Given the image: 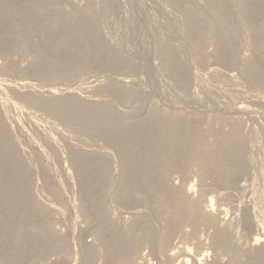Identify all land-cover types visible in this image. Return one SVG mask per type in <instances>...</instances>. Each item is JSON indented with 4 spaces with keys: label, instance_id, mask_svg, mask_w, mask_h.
I'll use <instances>...</instances> for the list:
<instances>
[{
    "label": "rangeland",
    "instance_id": "obj_1",
    "mask_svg": "<svg viewBox=\"0 0 264 264\" xmlns=\"http://www.w3.org/2000/svg\"><path fill=\"white\" fill-rule=\"evenodd\" d=\"M263 259L264 0H0V264Z\"/></svg>",
    "mask_w": 264,
    "mask_h": 264
},
{
    "label": "bare ground",
    "instance_id": "obj_2",
    "mask_svg": "<svg viewBox=\"0 0 264 264\" xmlns=\"http://www.w3.org/2000/svg\"><path fill=\"white\" fill-rule=\"evenodd\" d=\"M181 52H182V51H181ZM221 56H222V55H221ZM222 58H223V57H222ZM196 68H197V66H196ZM193 69H194V68H193ZM197 71H198V69H197ZM199 72H200V71H199ZM197 76H198V75H197ZM201 78H202V77H201ZM205 78H206V77H205ZM121 80H122V79H121ZM121 80H120V81H121ZM198 81H199V80H198ZM203 81H204V80H203ZM205 82H206V81H205ZM96 83H97V82H96ZM205 84H206V83H205ZM206 85H208V84H206ZM24 87H25V86H24ZM203 87H204V86H203ZM209 87H210V86H209ZM212 89H213V88H212ZM195 93H196V92H195ZM1 94H2V93H1ZM210 94H211V93H210ZM5 95H7V94H5ZM53 95H54V94H53ZM55 96H56V95H55ZM172 98H173V97H172ZM3 99H5V98H3ZM258 99H259V98H258ZM216 100H217V99H216ZM172 101H173V100H172ZM209 101H210V100H209ZM218 102H220V101H218ZM4 103H5V102H4ZM183 103H184V102H183ZM7 104H8V103H7ZM188 104H189V103H188ZM197 104H198V103H197ZM8 105H9V104H8ZM199 105H201V104H199ZM204 105H205V104H204ZM208 105H209V104H208ZM210 105H211V104H210ZM210 105H209V106H210ZM217 105H218V103H217ZM227 105H228V104H227ZM235 105H237V104H235ZM244 105H245V104H244ZM170 106H171V105H170ZM179 106H180V105H179ZM185 106H186V105H185ZM206 106H207V105H206ZM221 106H222V105H221ZM255 106H256V105H255ZM212 107H213V106L211 105V109H212ZM258 108H259V107H258ZM209 109H210V108H209ZM216 109H217V108H216ZM256 109H257V108H256ZM201 110H202V109H201ZM237 110H238V109H237ZM244 110H245V109H244ZM248 110H249V109H248ZM6 112H7V111H6ZM198 112H199V110H198ZM219 114H220V113H219ZM255 114H256V113H255ZM157 117H158V116H157ZM160 117H162V116H160ZM160 117H159V118H160ZM261 117H262V116H261ZM256 118H257V117H256ZM160 119H161V118H160ZM179 119H180V118H179ZM183 119H184V118H183ZM170 120H171V119H170ZM177 120H178V119H177ZM177 120H176V121H177ZM180 120H181V119H180ZM261 120H262V119H261ZM172 121H175V120L172 119ZM172 121H171V123H172ZM178 121H179V120H178ZM178 121L175 122L174 124H177ZM160 122H161V121H160ZM185 122H186V121H185ZM260 122H261V121H260ZM171 123H170V125H172ZM182 123L184 124V120H183V122L181 121L180 126H179V124H178V126L181 127V126H182ZM258 123H259V122H258ZM153 125H154V124H153ZM193 125H194V124H193ZM176 126H177V125H176ZM183 126H184V125H183ZM183 126H182V127H183ZM186 126H187V125H186ZM186 126H185V127H186ZM252 126H253V125H252ZM167 127L169 128V124L167 125ZM182 127H181V128H182ZM185 127H184V128H185ZM187 127H188V126H187ZM150 128H151V127H150ZM168 128H167V129H168ZM158 129H159V128H158ZM169 129H170V128H169ZM171 129H174V126H173V125L171 126ZM154 130H155V129H154ZM183 130H184V129H183ZM186 130H187V129H186ZM186 130H185V131H186ZM188 130H189V129H188ZM151 131H152V130H151ZM166 131H167V130H166ZM171 131H173V133H172V134L169 133L170 136H171V135H174V136H175L176 133H178V131H177V132L175 131L176 133H174V130H171ZM185 131H183L181 134H183ZM168 132H169V131H168ZM186 132H187V131H186ZM190 132H191V131H190ZM179 133H180V132H179ZM179 133H178V134H179ZM188 133H189V132H188ZM162 134H163V133H162ZM165 134H166V133H165ZM154 135H155V134H154ZM166 135H167V134H166ZM185 135H187V134H185ZM185 135H184V136H185ZM184 136H183V137H184ZM172 137H173V136H172ZM172 137H170V138H172ZM181 137H182V136H181ZM185 137H186V136H185ZM193 137H194V136H193ZM167 139H168V138H167ZM176 139H177V138H176ZM176 139H174V142H175V143H176V141H175ZM169 140H170V139H169ZM171 140H172V139H171ZM185 140H186V139H185ZM185 140H184V142H185ZM160 141H162L161 138H160ZM177 141H178V140H177ZM190 141H191V140H190ZM158 143H159V142H158ZM177 143H179V142H177ZM162 144H163V143H162ZM163 145H164V144H163ZM160 146H161V145H160ZM155 150H156V149H155ZM191 190H192V188H191ZM191 190H189V191L192 192ZM189 191H188V194H190ZM211 201H212V200H211ZM51 206H52V205H51ZM54 209H55V207H54ZM58 211H59V210H58ZM129 211H130V210H129ZM132 211H133V210H132ZM135 211H136V210H135ZM136 212H137V211H136ZM130 213H131V212H130ZM132 215H133V214H132ZM258 229H259V228H258ZM253 238H254V237H253ZM260 239H261V238H259V237L256 236L255 239H254V243H256V244L259 243ZM221 241H222V240H220V242H221ZM222 242H223V241H222ZM216 243H217V241H216ZM256 244H255V245H256ZM257 245H258V244H257ZM218 246H219V244H218ZM262 253H263V252H262ZM263 260H264V259H263ZM163 264H164V263H163Z\"/></svg>",
    "mask_w": 264,
    "mask_h": 264
}]
</instances>
